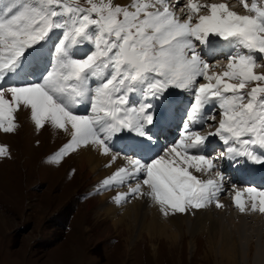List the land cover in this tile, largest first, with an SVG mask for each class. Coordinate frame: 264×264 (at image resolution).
I'll list each match as a JSON object with an SVG mask.
<instances>
[{"label": "snow or ice", "instance_id": "snow-or-ice-1", "mask_svg": "<svg viewBox=\"0 0 264 264\" xmlns=\"http://www.w3.org/2000/svg\"><path fill=\"white\" fill-rule=\"evenodd\" d=\"M242 2L253 14H238L226 3L189 0L192 13L208 9V14L198 15L193 23L192 15L181 21L167 0H132L129 6L88 0L87 8L73 7L66 0H0V82L21 72L28 56L43 47L56 29L62 30V37L53 45L50 67L35 81L9 87L0 84V128L14 130V112L23 104L30 107L37 127L45 121L64 130L70 126L71 139L53 160L59 161L80 145L98 144L108 153L109 142L125 129L151 139L145 125L154 123L152 106L128 107L130 93L139 87L146 98L149 94L158 98L172 87L191 89L194 102L187 114L189 122L214 120L215 111L208 117L203 109L211 101H219V126L208 135L219 136L227 145L222 155L264 162L253 151L257 145L264 148V73L254 71V53L264 55V6L256 0L250 5ZM210 35L230 41L236 48L226 72L209 75L208 63L197 48L196 42L207 44ZM85 43L93 46L90 53L75 57L72 50ZM199 79L209 82L198 83ZM251 82L258 83L245 92ZM83 98L90 99L91 114L73 111L71 105ZM207 139L186 126L164 155L148 161L128 159V166L118 168L103 185L142 177V183L128 193H118L117 202L128 195L147 194L165 214L169 208L185 212L188 207H204L223 190L222 182L201 180L190 171L215 167L213 159L192 151ZM5 151L0 147V154ZM143 186H147L146 193ZM247 191L253 193L252 210L264 213V191ZM234 203L245 210L241 193H236ZM217 206H221L218 201Z\"/></svg>", "mask_w": 264, "mask_h": 264}, {"label": "rangeland", "instance_id": "rangeland-1", "mask_svg": "<svg viewBox=\"0 0 264 264\" xmlns=\"http://www.w3.org/2000/svg\"><path fill=\"white\" fill-rule=\"evenodd\" d=\"M78 1L86 7L90 6L88 0ZM68 4L75 5L73 2ZM232 7L229 8L233 10ZM237 7L241 12L249 13L247 9ZM173 10L177 13L175 8ZM199 10L207 11L203 8ZM60 37L62 30L58 29L48 41V48H53ZM91 50L92 47L86 51L87 54ZM259 70L264 73V66L261 65L255 72ZM24 79L27 77L21 79V84L26 83ZM236 83L238 81L234 80ZM252 83L255 86L258 82H251L246 87L249 91L254 87ZM9 86L12 85L6 87ZM143 93L139 87L130 93L128 107H137L133 104L135 99L130 98L136 97L140 102L145 98ZM163 93L169 96L170 92ZM7 98L10 99V94ZM22 109L17 108L14 112L13 131L5 132L0 128V147L6 149L0 154V264H221L218 261L220 257L210 252L209 235L204 230L195 234L190 222H184L180 228L168 223V234L161 235L150 232L151 222L125 220L115 226L114 221L106 218L99 207L100 193H116L125 190L126 186L117 187V183H112L108 187H97L98 176L81 169L74 150L59 161L53 160L52 157L70 138L51 121L37 127L30 107L23 105ZM220 118H216L218 122L214 128L219 126ZM123 132L131 131L125 129L120 134L123 135ZM223 196L217 200L219 203H232ZM233 205L234 212L240 214V208L235 209ZM236 221L239 222V219ZM246 221L253 226L259 225L250 218ZM134 225L141 228L140 241H131V237L138 235L134 234ZM191 240L195 241L194 249H190ZM241 249L248 251L247 245ZM251 258L248 262L255 264V257Z\"/></svg>", "mask_w": 264, "mask_h": 264}, {"label": "bare ground", "instance_id": "bare-ground-1", "mask_svg": "<svg viewBox=\"0 0 264 264\" xmlns=\"http://www.w3.org/2000/svg\"><path fill=\"white\" fill-rule=\"evenodd\" d=\"M193 1L194 2L192 3L213 4L212 0H200L197 2H195L196 0ZM93 2L100 3L101 0H93ZM104 2H108V0H104ZM111 2L113 5L118 4L121 6H129L132 3V0H111ZM220 2L226 3L229 7L231 4H233V11H236L238 14H252H249L250 12H241L240 8L234 5L237 2L242 3V0H221ZM188 3L189 1H187L186 3V0H180L179 5L182 7V9L185 10L182 12L185 13L181 16L182 18L179 17L181 20H184L188 15H192V18H194L193 22H195L198 15L208 14L207 8H203L207 11L199 10L198 13H192L191 10L187 7ZM219 38L220 37L216 35H210L208 37V44L211 45L213 43H218V48L220 50H216L217 48H214L215 50L202 49V44L198 42V50L200 51L201 57L205 61H207L208 64L212 63L209 69V75L213 74L214 72L216 74L226 72L228 68H223V66H214V60L218 61L223 54H227L229 52V49L236 50L232 42L225 41L224 39ZM209 39L212 40L210 41ZM87 50L88 47L82 45L75 47L72 51L75 55H80L85 53ZM42 53L44 52L42 51ZM39 56L40 55L37 56V60L39 59ZM261 57L263 58V55H261ZM261 60L262 59L260 58V61ZM255 65L259 66L260 63L256 62ZM46 67H50L48 66V63L42 68H39L38 70L31 73V76L28 78V76L25 74V70H28V65H26L21 72L12 76V80L17 81L18 83H22L21 79L27 77V79H24L26 83L35 81ZM224 79L228 81L227 77H224ZM230 81L233 82L232 80ZM198 83H208V81L199 79ZM193 102L194 92L191 89H178V94L169 101L170 105L168 106V120H165V118H163L162 120L160 119L158 125L152 127H149L147 125L145 131L151 136V138H155L156 135L158 136L159 134H161L160 136H162L165 133V129L162 130V128H158L165 126L167 121H170L169 123L171 124L176 121H181L182 117L186 115L188 108H190ZM22 107L23 104H21L18 109H21L20 111H23ZM71 107L76 114H91L89 98H83L78 104H73L71 105ZM157 108L158 107L155 106L154 110H156ZM188 127L190 129V126ZM213 129L214 128H210L209 130L212 131ZM149 130H153V133L150 134ZM64 132L65 135L71 139L70 126L69 129L64 130ZM184 132L185 130L182 128H179V130H175V139L180 137ZM134 133V136L130 138L124 137L120 133L114 136L113 139L109 142L110 151L108 153H104L102 147L98 144H89L86 146L80 145L74 150L76 159L80 163L81 169L88 170L89 174L92 175L95 173L96 176H98V181L96 180L97 182H94L98 185H96L97 187L104 186L103 181L106 178L110 177L118 168L127 167L128 159H135L133 158V155L132 157L130 156V151L134 152L136 158H143L144 161H148L149 158H156L157 156L162 155L161 151H163V149L165 150V148H162L159 145H154L151 140L145 137H137V133ZM170 135L172 137V134ZM159 140H164V137H160ZM125 145L126 148H124V150H121ZM135 151H139L138 155L137 153H135ZM193 153H197L196 149L193 150ZM262 153H264V148L261 149V154ZM212 170L213 169L209 171L197 172L195 169H190V171H192L194 175L198 176L199 179L205 181L211 178L210 176H212ZM142 179V177H138L127 179L124 183L117 182V187H121L123 184L126 186V189H123L122 191L116 193L112 191L100 193L101 204L99 207H101V211L104 212L103 214L106 215V218L112 219L114 221L115 226L116 223L120 221L123 222L125 220L130 222L136 221L137 223L140 221L144 223L151 222V226L149 227L150 232H152L153 234L161 235L168 234L170 230V227H168V223L177 226V228H180V226H182V224L187 221L190 222L192 230H195V234L198 232V230H204L206 234L209 235L208 241L211 248L210 252L212 254H217L220 257L218 261L220 260L221 264H251L248 262L249 258L251 257H255V264H264V213L260 212L259 210H252L251 205L253 193H250L247 190L243 189H232L223 186V188L231 189L230 194H232V196L234 194V197L237 192L241 193V200L245 204V210L241 211L239 209L240 211H238L240 212V214H236L234 212V208H232L231 202L229 203L228 201H221L219 203L221 206H217L216 201L219 200V195L223 196L224 194H226L225 191H221L218 197H216V200H213L212 203L206 204L204 207H201L199 209L188 207L185 212H179L169 208L167 214L162 212L159 204L156 203L154 199L147 194H135V196H133L131 200L129 199V196L131 197L132 195H128L125 199L117 202L116 196L118 193H128L129 189L135 187L136 183H142ZM142 191L146 193L147 186H143ZM257 192H260V190H258ZM127 199L128 202H126ZM118 205L121 207H119ZM248 218L259 225H250V223L246 221ZM236 219H239V222H237ZM134 226V234L138 235L131 237V241H133L134 239L140 241V239H142L139 235L142 232L140 231L141 228L139 225ZM136 227H138L139 229H136ZM255 237L257 238V240H255ZM128 240H130V238ZM151 240H153V236L151 237ZM260 241L261 243L257 244V242ZM194 242L192 240L190 241V249L195 248L196 244ZM151 244L156 246L154 242H151ZM245 245H247L248 251L247 249L246 251L245 249H241V247H245ZM223 257H226V259H224Z\"/></svg>", "mask_w": 264, "mask_h": 264}]
</instances>
